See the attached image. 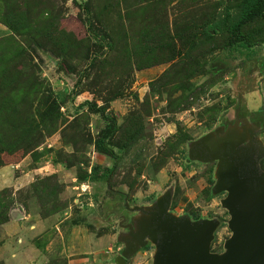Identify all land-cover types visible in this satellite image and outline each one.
<instances>
[{
    "label": "rangeland",
    "instance_id": "rangeland-1",
    "mask_svg": "<svg viewBox=\"0 0 264 264\" xmlns=\"http://www.w3.org/2000/svg\"><path fill=\"white\" fill-rule=\"evenodd\" d=\"M238 1L0 0V138L20 135L0 153V264L15 212L49 217L31 237L44 264H67L70 251L114 264L122 244L113 235L137 214L124 202L149 207L168 189L172 214L218 219L210 251H222L228 214L224 193L211 192L215 162L187 150L231 125L236 109L264 148V14L240 29L247 50L227 33L201 35L213 13ZM10 11L20 13L15 29ZM49 101L59 117L30 131ZM153 249L147 243L123 264H151Z\"/></svg>",
    "mask_w": 264,
    "mask_h": 264
},
{
    "label": "water",
    "instance_id": "water-1",
    "mask_svg": "<svg viewBox=\"0 0 264 264\" xmlns=\"http://www.w3.org/2000/svg\"><path fill=\"white\" fill-rule=\"evenodd\" d=\"M237 112L231 125L204 134L187 150L188 159L215 162L211 192L224 193L219 203L228 214L222 251H210L218 219L172 214L168 189L149 207L124 202L137 214L122 225L127 231L118 233L122 250L114 264H123L147 243L154 246L151 264H264V171L258 166L264 148L254 135L258 126Z\"/></svg>",
    "mask_w": 264,
    "mask_h": 264
},
{
    "label": "trees",
    "instance_id": "trees-1",
    "mask_svg": "<svg viewBox=\"0 0 264 264\" xmlns=\"http://www.w3.org/2000/svg\"><path fill=\"white\" fill-rule=\"evenodd\" d=\"M14 13L18 14V16L20 15V13H17L16 11L8 12L9 21L7 23L8 26L11 27L12 29L17 28L15 25V22L17 21L15 20L18 17ZM263 14H264V0H239L237 4L231 5L229 7H224L220 12L213 13V15H211V17L204 22V25L202 26L201 29V35L204 38L211 37L212 34H210V30L213 32V34L227 33L234 40V41L232 40L233 41L232 47L237 46L247 50L249 46L248 43L246 42V38H243L242 35L240 34V29L243 28L246 24H251L257 21L259 18L263 16ZM189 30L190 28L182 31L185 37H187L190 34ZM58 50H59L58 52H63L64 48L61 46L58 47ZM6 79H8V77ZM26 95H27L26 93L23 95L25 101L22 104H23V108L26 107L28 109L31 107L32 102L31 100H28L26 102ZM1 102L4 103L3 100H1ZM10 103L16 105L18 104V100H12L10 101ZM33 115L34 117H36V124H32L30 126V128L32 127L31 129L29 128L30 131L36 130V128H38L40 123H44L45 125V122H49L50 125H53V122L56 121L57 117H59V112L57 110L56 104L53 101H49V104H47L46 106L43 105L40 111L39 110L37 111L36 108ZM26 129L28 130V128ZM113 130L114 128L112 127L111 124L109 123L106 124L104 130L101 131V133L104 134L101 135L98 138V140L95 142V145L98 150L106 151L107 146L106 144L103 143V141L105 139V136L107 134L112 133ZM15 133H16L15 139L13 138L14 140L12 141L13 142L16 141L17 143V141L20 140V135L18 134L17 131H15ZM10 139L11 137H9V139L0 138V153L3 150H6L13 145V142ZM0 165H2L1 158H0ZM6 220H7L6 217L2 219V221H6Z\"/></svg>",
    "mask_w": 264,
    "mask_h": 264
},
{
    "label": "crops",
    "instance_id": "crops-1",
    "mask_svg": "<svg viewBox=\"0 0 264 264\" xmlns=\"http://www.w3.org/2000/svg\"><path fill=\"white\" fill-rule=\"evenodd\" d=\"M27 173H29V171H27ZM10 213L12 214V212ZM12 215V218H9L8 221L4 223V225H8V258L6 254H4L3 262L5 264H44V255L38 250L35 244L32 243L33 239L31 237L44 228L46 223H48L47 220L49 217L41 219V217H37L33 214L32 218H30V213L28 212H15ZM113 236L114 240H116L115 242H117L118 233L116 232ZM74 248L73 246L72 249ZM98 248L101 247L98 246L94 249L97 250ZM116 249H118V247ZM70 253L71 251L68 252L66 256L68 257L67 264H86L90 254L89 252H84L88 255L87 257H78ZM115 257L114 255L113 260Z\"/></svg>",
    "mask_w": 264,
    "mask_h": 264
},
{
    "label": "built area",
    "instance_id": "built-area-1",
    "mask_svg": "<svg viewBox=\"0 0 264 264\" xmlns=\"http://www.w3.org/2000/svg\"><path fill=\"white\" fill-rule=\"evenodd\" d=\"M81 187V186H80Z\"/></svg>",
    "mask_w": 264,
    "mask_h": 264
}]
</instances>
